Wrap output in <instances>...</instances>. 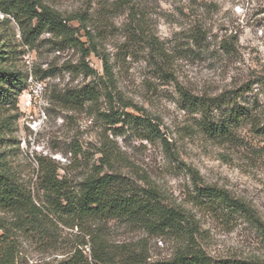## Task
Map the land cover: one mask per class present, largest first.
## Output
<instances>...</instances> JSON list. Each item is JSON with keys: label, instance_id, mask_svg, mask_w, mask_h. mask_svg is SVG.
<instances>
[{"label": "rangeland", "instance_id": "374dc122", "mask_svg": "<svg viewBox=\"0 0 264 264\" xmlns=\"http://www.w3.org/2000/svg\"><path fill=\"white\" fill-rule=\"evenodd\" d=\"M132 1L135 19L117 0H44L63 17H78L81 22L70 24L84 42L83 27L90 31L95 51L84 58L63 43L55 48L48 35L34 50L24 48L21 64L27 71L37 66L51 74L41 80L42 94L26 85L18 112H0V117L17 114L2 133L8 143L0 146V159L30 188L39 158L58 165L74 191L90 175H115L121 186L153 191L182 212L185 231L156 234L119 220L51 215L33 231L14 229L8 214L11 264H64L77 249L90 262L92 249L99 248L91 237L95 232L114 261L139 253L160 264L179 250L198 247L213 260L264 262L258 228L264 225V130L257 129L264 127V0ZM1 20L0 14V35L8 31ZM11 27L17 34L13 21ZM85 86L95 90L96 100L64 108L52 99L64 89ZM180 91L217 98L222 109L212 112L215 120L231 110L253 120L241 118L228 136L210 138ZM111 110L149 120L168 145L145 138L150 134L141 125L108 124L103 114ZM196 187L215 188L239 208L203 202ZM3 259L0 264H6Z\"/></svg>", "mask_w": 264, "mask_h": 264}, {"label": "trees", "instance_id": "16d2710c", "mask_svg": "<svg viewBox=\"0 0 264 264\" xmlns=\"http://www.w3.org/2000/svg\"><path fill=\"white\" fill-rule=\"evenodd\" d=\"M119 6L126 7L134 19L135 7L132 0H117ZM1 23L8 27V31L0 35V112H18V97L26 88L28 71L21 64L25 49L34 50L38 40L43 35L49 36L55 48L62 43L65 46L79 49L85 58L90 52L95 51L90 31L83 27L81 40L70 23L79 20L76 16L63 17L58 11L47 5L44 0H0ZM12 21L18 28L16 34L10 29ZM79 22H81L79 20ZM12 28V27H11ZM18 35V36H17ZM88 45L85 47V43ZM90 44V46H89ZM21 48H23L21 50ZM107 76L112 78L109 60L101 58ZM83 69L92 74L93 71L83 65ZM31 72L36 79L44 80L51 74L49 69L31 66ZM184 105L191 112L198 114L199 128L210 138L226 137L230 133L231 124L252 119L247 113L231 110L229 114L215 120L214 111L222 109V104L217 98L205 99L191 96L185 91H180ZM52 99L64 108L81 106L86 101L96 100L95 90L89 86L82 88H67ZM110 125L122 124L126 126L134 123L145 127L150 135L159 138L167 146L168 142L162 136L159 128L149 120L133 117L128 113H113L111 110L103 114ZM16 115H3L0 117V146L8 143L2 136ZM252 123H254L252 121ZM264 130L263 128H257ZM39 171L36 176L35 187L26 186L8 168L5 159H0V256L6 264L13 262V247L8 242V214L15 220L14 229L37 230L42 220H48L49 215L60 220H119L146 229L148 232L161 234L164 232L183 233L186 218L184 214L173 207L162 203L153 191L130 189L120 185L117 176L112 174H97L86 177L77 191L65 178L60 177L59 166L49 162L46 158H39ZM196 198L211 205L223 204L229 207H238L227 195L212 187H196ZM258 228L264 238V225L258 223ZM91 237L96 239L98 249H92L89 262L81 250L77 249L73 256L65 260L64 264H152L139 253H129L119 260H110L102 251L104 240L95 232ZM8 242V243H7ZM158 264V263H153ZM160 264H264V262H236L230 260H213L201 248L179 250L173 257L162 261Z\"/></svg>", "mask_w": 264, "mask_h": 264}, {"label": "built area", "instance_id": "2783aa9c", "mask_svg": "<svg viewBox=\"0 0 264 264\" xmlns=\"http://www.w3.org/2000/svg\"><path fill=\"white\" fill-rule=\"evenodd\" d=\"M27 84L31 86L33 92H38L42 94L44 91V84L43 81L36 79L32 72H31V66L28 67V77H27ZM31 100V94H28L27 101L29 102Z\"/></svg>", "mask_w": 264, "mask_h": 264}]
</instances>
